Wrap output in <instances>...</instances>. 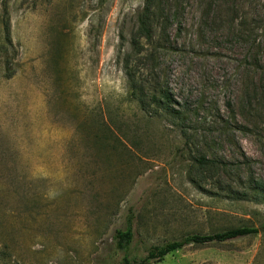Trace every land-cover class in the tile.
<instances>
[{
  "label": "rangeland",
  "instance_id": "obj_1",
  "mask_svg": "<svg viewBox=\"0 0 264 264\" xmlns=\"http://www.w3.org/2000/svg\"><path fill=\"white\" fill-rule=\"evenodd\" d=\"M147 3L0 0V264H122L264 225V0H149L151 42ZM153 264H264V232Z\"/></svg>",
  "mask_w": 264,
  "mask_h": 264
},
{
  "label": "trees",
  "instance_id": "obj_2",
  "mask_svg": "<svg viewBox=\"0 0 264 264\" xmlns=\"http://www.w3.org/2000/svg\"><path fill=\"white\" fill-rule=\"evenodd\" d=\"M154 13L152 12L151 5L149 4V0L147 3V7L139 18V29H138V37L137 39H142L145 42L152 41V32H153V19ZM7 38H9V31H6ZM130 64L129 60L125 61L126 70H128ZM130 88L132 90L133 96L137 98L139 105L146 109V99L145 95V85H140L135 81V78L132 76L129 77ZM152 92V91H151ZM156 91H153V94ZM160 96L156 92L152 96V101L155 102L157 107H162L167 109L169 107V103L171 102L169 95L167 92H160ZM154 104V103H153ZM206 160V159H205ZM203 160L201 162L202 166H207L209 162ZM204 164V165H203ZM260 232H264V225L262 228L255 227H239V228H231L228 230H224L221 232H215L211 234H190L179 240L169 241L161 246L153 247L149 250L147 257H145L141 261H137L129 256L123 259L122 264H153L155 262H159L164 259L166 256L181 251L189 246H204L213 243H225L231 240L244 238L248 236L258 235ZM117 240L121 244L122 242L125 244L121 245V248H126L133 243L134 240V232L131 225H128L126 231H118L117 232Z\"/></svg>",
  "mask_w": 264,
  "mask_h": 264
}]
</instances>
